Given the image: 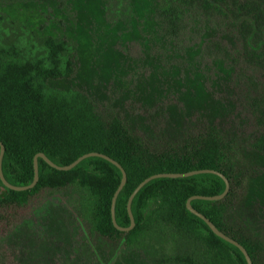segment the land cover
<instances>
[{"label": "trees", "instance_id": "trees-1", "mask_svg": "<svg viewBox=\"0 0 264 264\" xmlns=\"http://www.w3.org/2000/svg\"><path fill=\"white\" fill-rule=\"evenodd\" d=\"M153 14L166 40L193 42L202 57L228 69L202 107L174 124L164 101L150 108L136 106L146 125L140 129L82 90L50 86L76 73L66 38L44 37L39 56H25L17 45L0 42L3 176L13 186L31 184L38 153L58 166L88 153L108 156L126 174L115 220L127 228V201L144 179L217 171L229 182L227 194L218 201L195 199L191 206L239 243L252 264H264V202L247 203L252 183L264 179V0H156ZM226 109L241 117L246 129L223 117ZM37 163L38 181L31 189L13 191L0 181V194L5 190L0 195V264H31L27 249L11 233L31 203L58 192L78 199L87 229L71 221V248L57 258L52 255L49 264H102L89 238L113 254L121 246L140 250L154 237L171 238L174 250L154 254L152 264H247L237 247L186 209L190 197L223 193L225 184L217 175L151 180L132 200L134 227L121 232L110 213L121 181L118 168L99 157L86 158L68 171L53 169L41 158Z\"/></svg>", "mask_w": 264, "mask_h": 264}, {"label": "rangeland", "instance_id": "rangeland-1", "mask_svg": "<svg viewBox=\"0 0 264 264\" xmlns=\"http://www.w3.org/2000/svg\"><path fill=\"white\" fill-rule=\"evenodd\" d=\"M155 5L156 0H0V42L17 45L25 56H39L44 37L66 38L75 54L76 73L51 87L82 90L144 130L136 106L150 108L164 101L175 124L202 107L228 69L202 57L193 42L166 40L153 14ZM222 113L246 129L232 110ZM254 202H264L263 178L251 185L247 203ZM79 209L78 199L68 192L46 193L25 211L12 240L27 249L31 264H49L71 248V221L86 231ZM89 241L102 264H152L154 254L174 250L172 239L162 237L140 250L121 246L113 254L99 241Z\"/></svg>", "mask_w": 264, "mask_h": 264}, {"label": "water", "instance_id": "water-1", "mask_svg": "<svg viewBox=\"0 0 264 264\" xmlns=\"http://www.w3.org/2000/svg\"><path fill=\"white\" fill-rule=\"evenodd\" d=\"M3 154H4V146L0 143V181L2 182V185L4 188L6 189H10L13 191H25L28 189L33 188L37 181H38V163H37V159L41 158L46 164H48L51 168L56 169L58 171H68L71 170L72 168H74L77 164H79L82 160L89 158V157H99L102 158L108 162H110L111 164H113L116 168L119 169L120 173H121V181L120 184L117 188V190L115 191L112 200H111V208H110V213H111V221L113 226L121 232H127L130 231L133 227H134V218L131 212V203L133 198L135 197V195L139 192V190L146 185L148 182H150L153 179H158V178H170V179H177V178H186V177H190V176H194V175H198V174H214L219 176L224 184H225V189L223 191L222 194L217 195V196H211V197H206V196H193L190 197L187 202H186V209L194 214L195 216H197L198 218H200L201 220H203L206 225L209 227V229L219 238L223 239L224 241L234 245L235 247H237L240 252L243 254L246 263L247 264H252L251 259L249 257V255L247 254L246 250L239 244L237 243L235 240L227 237L225 234H223L222 232H220L205 216H203L202 214H200L199 212H197L192 206H191V201L195 200V199H199V200H206V201H218L224 198V196L227 194L228 190H229V182L228 180L225 178V176L217 171L214 170H197V171H191V172H186V173H164V174H156V175H152L146 179H144L142 182H140L136 188L133 190V192L131 193V195L129 196V199L127 201V213H128V217L130 220V226L127 228H123L117 225L116 220H115V202H116V198L120 192V190L122 189V187L124 186L125 182H126V174L125 171L123 170V168L114 160H112L111 158H109L108 156H105L103 154L100 153H88V154H84L82 156H80L79 158H77L76 160H74L72 163H70L67 166H58L56 164H54L52 161H50L44 154L42 153H38L34 156L33 158V181L31 182V184L27 185V186H22V187H18V186H13L11 184H9L2 173V158H3ZM5 193V190L2 189L1 192V196H3V194Z\"/></svg>", "mask_w": 264, "mask_h": 264}]
</instances>
